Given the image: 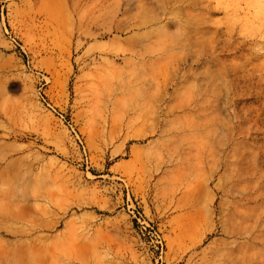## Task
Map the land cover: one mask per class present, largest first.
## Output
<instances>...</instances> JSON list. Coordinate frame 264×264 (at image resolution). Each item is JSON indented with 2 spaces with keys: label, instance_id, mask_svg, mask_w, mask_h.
Instances as JSON below:
<instances>
[{
  "label": "rangeland",
  "instance_id": "rangeland-1",
  "mask_svg": "<svg viewBox=\"0 0 264 264\" xmlns=\"http://www.w3.org/2000/svg\"><path fill=\"white\" fill-rule=\"evenodd\" d=\"M0 264H264V0H0Z\"/></svg>",
  "mask_w": 264,
  "mask_h": 264
}]
</instances>
